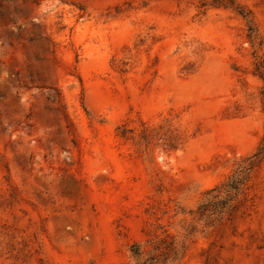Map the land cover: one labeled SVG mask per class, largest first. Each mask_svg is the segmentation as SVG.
I'll list each match as a JSON object with an SVG mask.
<instances>
[{
	"label": "rangeland",
	"instance_id": "1",
	"mask_svg": "<svg viewBox=\"0 0 264 264\" xmlns=\"http://www.w3.org/2000/svg\"><path fill=\"white\" fill-rule=\"evenodd\" d=\"M0 0V264H264V0ZM134 253H137L134 254Z\"/></svg>",
	"mask_w": 264,
	"mask_h": 264
},
{
	"label": "trees",
	"instance_id": "2",
	"mask_svg": "<svg viewBox=\"0 0 264 264\" xmlns=\"http://www.w3.org/2000/svg\"><path fill=\"white\" fill-rule=\"evenodd\" d=\"M226 1V0H225ZM229 2V4L227 3H223L222 6L224 7H229L232 5V1L227 0ZM264 157V140L262 142L261 147L259 148L258 152L253 156V158H251V164H250V168L249 169H242L240 171H238L237 173H235L230 180V184L229 187L234 190V191H239L243 185L246 183L248 176H249V172L251 170V168L257 163V161ZM137 255V253H134Z\"/></svg>",
	"mask_w": 264,
	"mask_h": 264
}]
</instances>
